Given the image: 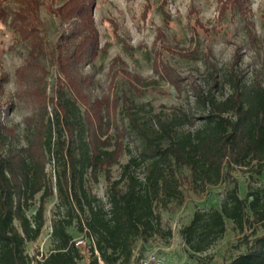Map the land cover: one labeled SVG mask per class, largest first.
Returning a JSON list of instances; mask_svg holds the SVG:
<instances>
[{"label": "trees", "instance_id": "trees-1", "mask_svg": "<svg viewBox=\"0 0 264 264\" xmlns=\"http://www.w3.org/2000/svg\"><path fill=\"white\" fill-rule=\"evenodd\" d=\"M11 2L17 5L3 6L0 1V22L28 53L15 71L18 89L0 101V109L7 112L23 106L30 113L23 118L22 129L0 115V264L34 261L26 244L39 238L45 226V206L55 191L67 211L52 224L54 248L36 264H78L83 260L68 230L75 219L91 242L89 264H130L141 239L171 237V228L162 222V211L172 204L182 205L187 191L203 193L231 177L236 168L259 173L264 169V73L259 69L254 68V75L247 79L238 64L223 71L212 66L207 82L198 84L162 63L155 70L179 94L188 88L195 98L194 107L156 123L140 121L129 109V127H120L111 120L119 96L92 97L93 78L84 72L103 51L90 2L65 0L51 8L58 20L71 22L55 42L44 33L45 22L40 17L44 0ZM227 5L242 13L256 45L259 37L251 27L249 1L221 0L220 17ZM196 22L205 32L204 24ZM199 48L179 51L185 57L200 58ZM124 72L136 92L153 82ZM6 79L7 74L0 78V96L5 94ZM225 87L231 91L226 92ZM196 119L201 123L195 129H181L185 124L194 127ZM112 127L115 133L108 134ZM131 134L140 140L138 152L111 181V169L123 156L124 139ZM52 159L61 166L54 180L46 167ZM89 171L93 179L104 173L110 182L107 209L94 206L85 189ZM37 199L30 216L27 210ZM220 205L198 209L181 229L187 250L193 256L206 253L225 236L231 221L244 234L240 243L244 249L226 264H264V183L245 197L236 184L227 187ZM80 211L87 212L85 219ZM201 264H212L211 257L206 256Z\"/></svg>", "mask_w": 264, "mask_h": 264}, {"label": "rangeland", "instance_id": "rangeland-1", "mask_svg": "<svg viewBox=\"0 0 264 264\" xmlns=\"http://www.w3.org/2000/svg\"><path fill=\"white\" fill-rule=\"evenodd\" d=\"M0 1L3 6L17 5L12 0ZM88 1L103 51L94 59L93 65L85 67L84 72L93 78L92 97L109 93L111 96H119L118 109L111 120L118 122L120 127H129V109L140 121L156 123L159 118L167 119L174 114L179 115L181 111L187 113L190 107H194L195 98L188 88L179 94L169 79L162 78L160 71L155 70L162 63L176 70L182 78L196 80L198 84L207 82V71L212 66L223 71L238 64L247 79L254 75V68L264 73V0H248L251 27L259 37L256 45H253L252 36L247 30L248 24L238 8L227 5L220 17L221 0ZM64 2L65 0H44L45 4L41 6L40 17L45 22L44 33L52 42L59 39L62 30L70 28L71 22H61L50 12L52 7L58 8ZM196 21L204 24L205 32L196 25ZM193 37L195 38L192 40ZM13 44L16 43L11 29L0 22V78L7 74L5 94L0 96V101L13 96L18 89L15 71L28 53L23 45L16 44L18 46L13 48ZM168 45L174 49L165 48ZM197 45L200 46V58H188L180 54L179 49L194 52ZM124 71L130 77L138 74L143 80L153 82L148 86L142 85V92H136ZM225 89L226 92L231 91L228 87ZM29 113L30 110L23 106H16L7 112L0 109L1 117L8 123L19 124V129L24 126L23 118ZM200 123L201 120L196 119L194 127L185 124L181 129H195ZM148 128H152L150 124ZM114 133L112 127L108 134ZM131 135L124 139L125 152L111 169V181L119 176L131 155L138 152L140 140L136 135ZM74 142L76 144L77 138ZM46 167L48 175L54 180L61 166L58 167L52 159ZM139 173L142 175V170ZM230 173L231 177H227L223 183L209 187L198 195L187 191L182 205L172 204L168 210L162 211V222L166 228H171V237L164 239L156 236L147 241L141 239L137 242L130 264H142V259L153 253L162 258V264H201L206 256L211 257L212 264H226L241 253L244 245L241 246L240 243L244 234L231 221L228 222L225 236L204 254L193 256L181 236V229L190 222L195 211L221 206L227 187L236 184L240 196L245 197L248 191L264 183V169L259 173L256 169L250 172L245 168H236ZM84 180L85 189L92 196L94 206L104 205L107 209L106 190L110 182L106 180L105 174L99 173L95 180L89 171ZM37 205L38 199L27 210L28 215L35 213ZM45 210V226L39 238L26 244L27 254L34 258L31 264H36V260L48 255L54 248L51 239L52 224L67 211L56 191L48 200ZM79 215L85 219L87 212L80 211ZM76 222L75 219L68 230L76 241H85V245L80 248L84 257L78 264H89L91 242L86 231H80Z\"/></svg>", "mask_w": 264, "mask_h": 264}, {"label": "built area", "instance_id": "built-area-1", "mask_svg": "<svg viewBox=\"0 0 264 264\" xmlns=\"http://www.w3.org/2000/svg\"><path fill=\"white\" fill-rule=\"evenodd\" d=\"M85 245V241L83 240H78L76 241V246L81 248ZM162 258L156 253V254H150L146 258L142 259V264H162Z\"/></svg>", "mask_w": 264, "mask_h": 264}]
</instances>
